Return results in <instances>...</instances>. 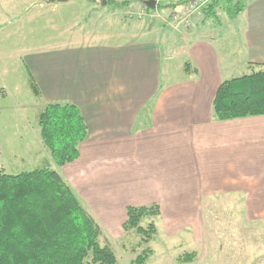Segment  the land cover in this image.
<instances>
[{"label":"crops","instance_id":"1","mask_svg":"<svg viewBox=\"0 0 264 264\" xmlns=\"http://www.w3.org/2000/svg\"><path fill=\"white\" fill-rule=\"evenodd\" d=\"M60 2L65 9L77 4ZM61 8L35 15H58ZM81 17L59 24L49 17L46 28L14 31L8 43L18 32L29 40L19 53L45 101L72 102L83 113L88 138L62 174L94 217L100 222L103 212L121 227L128 206L158 204L171 237L191 229L198 240L206 214L231 206L238 214L264 215V116L213 119L216 92L232 70L223 67L217 47L190 36L181 68L189 64L198 75L183 72L168 84L162 64L172 56L161 41L118 42L111 32L79 28ZM238 20L237 44L251 71L264 65V0L248 3L231 22Z\"/></svg>","mask_w":264,"mask_h":264},{"label":"rangeland","instance_id":"2","mask_svg":"<svg viewBox=\"0 0 264 264\" xmlns=\"http://www.w3.org/2000/svg\"><path fill=\"white\" fill-rule=\"evenodd\" d=\"M75 1L77 4L65 9L67 2L58 0H0V171L19 174L50 163L52 168L63 173V168L56 166L41 141L38 115L48 102L35 95L28 60L20 54L29 40L25 41L18 32L13 43H8L9 34L14 31L46 28L49 17L59 24L62 18H71L79 12L82 16L79 28L85 31L111 32L117 36L118 42L136 39L161 41L163 50H166L164 54L172 56V60L164 59L162 64V81L168 84L183 78V47L190 36L207 38L217 47L223 67H232L226 74L227 79L251 72L242 56L243 49L237 44L242 39L236 33L242 27L241 22H231L233 19L227 15L225 4L217 9V18L204 21L202 10L186 26L170 19L189 0L169 5L170 10L164 9L163 5L177 0H156L157 9L151 11L146 9L144 1L147 0ZM251 1L246 0V3ZM57 7L65 10L48 17L35 15L54 13ZM34 15L36 18L33 19ZM32 38L38 40L37 35ZM238 211V207L230 206L228 213L206 214V230L198 240L191 229L171 237L164 228L161 214L146 218L142 226L146 227L151 221L157 226V234L148 244L142 242L135 230L125 231L123 226L113 225L103 212V221H97L104 233L102 243L112 247L117 264H137V257L147 249L152 253L144 264H264V215L247 216L236 213ZM186 253H195L196 256L188 263L181 262L180 258Z\"/></svg>","mask_w":264,"mask_h":264},{"label":"trees","instance_id":"3","mask_svg":"<svg viewBox=\"0 0 264 264\" xmlns=\"http://www.w3.org/2000/svg\"><path fill=\"white\" fill-rule=\"evenodd\" d=\"M221 4H225L231 19L247 6L246 0H212L203 9L204 21L217 18ZM146 9L151 11L147 6ZM184 72L198 75L189 64ZM31 86L40 97L33 76ZM212 114L220 122L264 116V65L239 78L224 80L216 92ZM38 125L42 144L57 167L63 168L79 158L89 127L76 104L47 103L38 115ZM160 214L158 204L128 206L123 229L135 230L148 244L157 234V226L153 221L146 227L141 223ZM103 234L86 204L50 163L19 174L0 171V264H117L112 247L102 243ZM151 253L147 249L136 263L144 264ZM195 256L186 253L180 261L188 263Z\"/></svg>","mask_w":264,"mask_h":264},{"label":"built area","instance_id":"4","mask_svg":"<svg viewBox=\"0 0 264 264\" xmlns=\"http://www.w3.org/2000/svg\"><path fill=\"white\" fill-rule=\"evenodd\" d=\"M212 0H189L188 3L180 6V10L175 11L170 20L173 18L177 24H183L189 26L191 24L192 17L196 13H202V10L206 8Z\"/></svg>","mask_w":264,"mask_h":264},{"label":"water","instance_id":"5","mask_svg":"<svg viewBox=\"0 0 264 264\" xmlns=\"http://www.w3.org/2000/svg\"><path fill=\"white\" fill-rule=\"evenodd\" d=\"M58 1H67V0H58ZM144 3L151 10H154L157 8V1L155 0H147V1H144Z\"/></svg>","mask_w":264,"mask_h":264}]
</instances>
